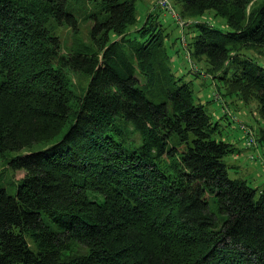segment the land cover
<instances>
[{
    "label": "trees",
    "instance_id": "1",
    "mask_svg": "<svg viewBox=\"0 0 264 264\" xmlns=\"http://www.w3.org/2000/svg\"><path fill=\"white\" fill-rule=\"evenodd\" d=\"M173 1L188 24L157 0H0V157L24 172L0 183V264H264V188L229 175L243 148L171 53L186 38L225 97L256 99L257 134L240 128L264 165V62L246 52L264 3ZM82 23L90 43L64 48Z\"/></svg>",
    "mask_w": 264,
    "mask_h": 264
},
{
    "label": "rangeland",
    "instance_id": "2",
    "mask_svg": "<svg viewBox=\"0 0 264 264\" xmlns=\"http://www.w3.org/2000/svg\"><path fill=\"white\" fill-rule=\"evenodd\" d=\"M170 2L173 8L180 15L181 21H185L183 15L180 13L181 8L178 5V7L175 6L173 0H170ZM262 3H264V0H255L252 3V6L261 5ZM144 13L145 10H141V16H144ZM160 13L163 15H168L165 10L160 11ZM206 16L212 18V21L219 26L221 24H224L222 21L224 19L216 16L213 11L207 12ZM168 25L170 28L174 29L175 38L178 37L179 29L176 28L175 22L173 20H168ZM88 29L89 25H87L86 23H82L81 33L75 34L67 27H60L58 33L61 36L63 47L74 48L76 44L80 45L81 43H90ZM179 43L180 40L178 39L177 46ZM182 47L184 49H182L181 52H179L177 55H175V48L171 49V53L173 55V69L177 72L178 75H181L186 81L191 84L192 88L195 91V94L205 104L208 112L212 116L221 119V135L225 139L231 140L232 142H235L239 147L243 148V152L239 160L234 159L233 156L226 157L225 160L228 163H236L240 166L238 168H229V175L232 178H246L252 186H259L264 188V166L260 164L258 159H250L249 156L251 154L254 155L256 151L244 147L242 140L244 136L240 128V125L243 124L242 126H246V130L249 131V133L253 132L257 134V129L260 123V113L257 109L258 104L256 99L251 96L252 98L249 100V102L245 103L239 95L233 94V96L237 98V101L231 102L235 98H227L224 96L223 92L226 90L225 82L212 77L211 72L208 69L207 60L202 58L195 61L192 57L189 56L190 53L188 50V43L186 38L183 41ZM246 52L255 57L259 62H264V48L255 47L247 49ZM72 80L76 84L80 92L88 84L87 76L79 72H75L72 74ZM226 113L228 116L224 117V114ZM219 136L220 134H217V137ZM4 161L5 157H0V183L9 184L13 179H20L24 172L22 170L14 171L10 166L6 165ZM255 168L259 169L260 173L256 174Z\"/></svg>",
    "mask_w": 264,
    "mask_h": 264
},
{
    "label": "built area",
    "instance_id": "3",
    "mask_svg": "<svg viewBox=\"0 0 264 264\" xmlns=\"http://www.w3.org/2000/svg\"><path fill=\"white\" fill-rule=\"evenodd\" d=\"M157 4L160 6V7H163L168 13L171 14V16L173 18L176 19V21H178V23L181 25V26H184L186 24H188V22L186 21H181V17L180 15L177 13V11L173 8L170 0H157ZM244 128H246V126H243ZM253 134V132L251 133ZM248 144L249 145H256V139L253 137V136H250L249 137V141H248Z\"/></svg>",
    "mask_w": 264,
    "mask_h": 264
},
{
    "label": "crops",
    "instance_id": "4",
    "mask_svg": "<svg viewBox=\"0 0 264 264\" xmlns=\"http://www.w3.org/2000/svg\"><path fill=\"white\" fill-rule=\"evenodd\" d=\"M165 21H167V20H165ZM167 23H168V22H167ZM234 159L239 160L240 158L235 156ZM262 166H264V165H262ZM255 170H256V171H255L256 174H257V173H260L259 169H256V168H255Z\"/></svg>",
    "mask_w": 264,
    "mask_h": 264
}]
</instances>
